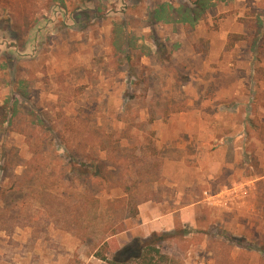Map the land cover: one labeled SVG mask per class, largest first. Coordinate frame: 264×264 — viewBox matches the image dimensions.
<instances>
[{"label": "rangeland", "instance_id": "1", "mask_svg": "<svg viewBox=\"0 0 264 264\" xmlns=\"http://www.w3.org/2000/svg\"><path fill=\"white\" fill-rule=\"evenodd\" d=\"M262 176L264 0H0V264H264Z\"/></svg>", "mask_w": 264, "mask_h": 264}, {"label": "crops", "instance_id": "2", "mask_svg": "<svg viewBox=\"0 0 264 264\" xmlns=\"http://www.w3.org/2000/svg\"><path fill=\"white\" fill-rule=\"evenodd\" d=\"M182 46L183 45L180 44V47H182ZM174 53H175V58H177V56L179 54H181V51L180 52H174ZM153 54H155V53H153ZM146 61H147L146 57H144L143 60H142L143 64H146ZM232 76H234V78L238 77L235 73H233ZM215 86H217V85H215ZM216 88H217V90H214L215 95L218 94V93L220 94L221 93V89L218 88V86L215 87V89ZM235 88L236 87L234 86V89ZM161 125L163 126L162 123H161ZM212 125L215 128H218L220 131H221V128H224V129L232 128V126H226V125H224V123H220V122L217 123L216 121H213L212 123H210L209 126H212ZM162 132H163V129H160L159 133H158L159 137L163 136ZM213 136H215V135L213 134ZM201 171H202V169H198L199 173H205V171H202V172ZM261 179L264 180V176H262ZM213 198H215V197H210L207 200H212ZM201 205H203V203L201 201L195 202V203L192 202L191 204L185 206L184 208H181V209H178V210H175V211L170 210V211H166V212L162 211V207L159 205L158 206L159 212L157 211V209L153 212V214H152V218L153 219L149 220V222H151L150 223L151 226L149 227V229H145V231H147L148 233L147 234L144 233V235L147 236L148 234H151L150 232L164 230L165 228L166 229L168 228V229L172 230V227H173V224H174L175 221H180L181 220L182 222H189L187 220H190L191 223H192L193 218L191 217V213L195 212V210L198 208V206H201ZM143 210L144 209L141 208V217H142V214H143ZM197 211H198V215L197 216L200 217L201 213L199 212V208H198ZM147 226H148V223H147Z\"/></svg>", "mask_w": 264, "mask_h": 264}, {"label": "trees", "instance_id": "3", "mask_svg": "<svg viewBox=\"0 0 264 264\" xmlns=\"http://www.w3.org/2000/svg\"><path fill=\"white\" fill-rule=\"evenodd\" d=\"M97 174H101V171L97 170ZM148 242L150 241L143 242L145 247L134 248L132 246H128L127 248L123 249L122 251L110 258L106 255L98 256L102 261L107 262L109 264H153L151 261L148 260V255L150 256L152 255V253H155L160 256L161 253L159 249L153 247L152 244H147ZM146 248L147 250L145 251Z\"/></svg>", "mask_w": 264, "mask_h": 264}]
</instances>
